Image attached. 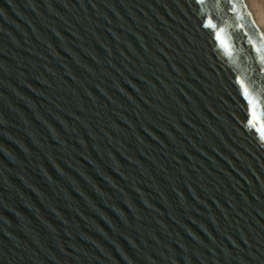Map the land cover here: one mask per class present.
<instances>
[{
    "label": "water",
    "instance_id": "water-1",
    "mask_svg": "<svg viewBox=\"0 0 264 264\" xmlns=\"http://www.w3.org/2000/svg\"><path fill=\"white\" fill-rule=\"evenodd\" d=\"M0 264H264L244 0H0Z\"/></svg>",
    "mask_w": 264,
    "mask_h": 264
},
{
    "label": "bare ground",
    "instance_id": "bare-ground-1",
    "mask_svg": "<svg viewBox=\"0 0 264 264\" xmlns=\"http://www.w3.org/2000/svg\"><path fill=\"white\" fill-rule=\"evenodd\" d=\"M264 44V0H244Z\"/></svg>",
    "mask_w": 264,
    "mask_h": 264
},
{
    "label": "snow or ice",
    "instance_id": "snow-or-ice-1",
    "mask_svg": "<svg viewBox=\"0 0 264 264\" xmlns=\"http://www.w3.org/2000/svg\"><path fill=\"white\" fill-rule=\"evenodd\" d=\"M198 2H200V0H198ZM209 23H210V18L209 21L206 22V26H208ZM250 114L252 116V120H250L249 122L252 123L256 119V116L255 113L251 111V109H250Z\"/></svg>",
    "mask_w": 264,
    "mask_h": 264
}]
</instances>
